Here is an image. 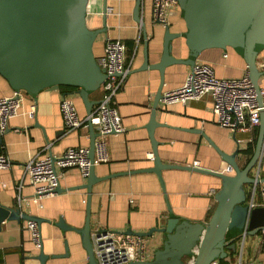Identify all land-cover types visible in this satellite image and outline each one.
<instances>
[{
  "label": "crops",
  "instance_id": "obj_1",
  "mask_svg": "<svg viewBox=\"0 0 264 264\" xmlns=\"http://www.w3.org/2000/svg\"><path fill=\"white\" fill-rule=\"evenodd\" d=\"M106 4V31L97 36L93 52L98 58L103 54L107 39H120L126 47L125 64L129 67V72L124 85L115 96V106L121 117L123 131L106 137L108 160L94 166L98 177L117 176L92 185L91 232L96 228L114 231L131 228L145 232L165 223L168 208L173 216L180 219L206 222L216 205L214 195L221 187L219 178L192 169L164 168L161 170L162 186L157 174L146 170L153 166V150L147 124L154 98L159 90L162 93L179 86L191 67L185 64L168 65L161 78L160 71L152 66L159 61L165 28L153 20V0H141L140 20L145 24L146 39L141 23H137L133 17L134 0H106ZM101 11L102 0H90L89 27L101 26ZM166 13L170 30L173 33H183L185 26L179 4L173 3ZM145 41L147 63L150 66L143 68ZM172 46L174 56H187L188 49L183 36L174 38ZM263 57L264 51L259 54L258 60ZM196 62L209 63L217 77L238 78L247 71L242 56L231 48L205 49L198 55ZM13 91L0 75V97L10 95ZM101 93L102 89L99 88L90 94V99L99 101ZM64 96L74 101L81 119L87 116L74 88L43 90L38 93L36 100L25 93L21 112L9 119L7 129L0 132V154L7 156L10 162L8 168L0 169V202L19 209L21 213L48 219L39 226L40 248L33 244L26 220L5 221L0 230V264H40L36 259L40 249L47 255L63 254L66 243L68 256L50 257L45 264H87L80 235L55 225L62 218L67 225L83 227L87 191L85 188L69 189L83 184L86 179L75 167L63 169L59 178V186L63 190L33 201V187L25 171V163L36 155H59L67 147H89L88 122L85 126L69 130L62 120L59 102ZM33 103L36 105L35 114L29 117L24 112ZM155 120L157 124L153 135L157 141V153L163 163L224 173L229 170L215 147L225 153L239 149L242 156L241 150L252 141L254 135V130L233 134L218 125L209 95L166 106L159 99ZM92 127L96 132L93 124ZM244 160L242 156L240 163L243 164ZM262 169L264 171V162ZM248 189L247 185V199L250 196ZM161 237L159 234L151 238L145 237L146 253L159 245ZM240 240L237 251H228L224 261L229 264H238L239 261L241 264H264V250L259 234L245 236Z\"/></svg>",
  "mask_w": 264,
  "mask_h": 264
},
{
  "label": "water",
  "instance_id": "obj_2",
  "mask_svg": "<svg viewBox=\"0 0 264 264\" xmlns=\"http://www.w3.org/2000/svg\"><path fill=\"white\" fill-rule=\"evenodd\" d=\"M177 3L185 30L183 33H173L169 25L165 26L162 52L159 61L152 65L160 71L161 78L168 65L185 64L192 67L205 49L231 48L244 59L248 77L260 101L259 80L264 71L258 68L257 59L264 50V0H177ZM140 7L141 0H134L133 17L137 23H141L146 39L145 24L140 20ZM106 13V0H102L101 26L91 28L88 24L90 0H0V75L13 90L24 91L35 100L43 90L74 88L89 115L93 106L98 103L90 99V94L98 90L106 78L93 52L97 36L106 31ZM181 36L188 49L185 58L176 57L172 53L173 39ZM144 46L143 68L150 66L147 63V41ZM161 96L159 90L147 124L152 143L153 166L146 170L156 173L162 186V169L181 168L215 176L220 179L221 187L214 195L216 205L206 222L180 219L173 216L168 208V218L163 225L151 227L145 232L131 228L125 230L126 234L146 238L156 234L162 236L159 245L150 249L147 260L133 261L130 264H208L214 259H224L228 256V251H237L243 234L256 235L264 225V207L249 208L245 190L247 185L257 182L250 172L259 163L263 153L264 111L260 112L253 152L245 163H240L242 156L239 149L225 153L215 147L229 170L224 173L161 161L153 135L157 124L155 111ZM88 125L91 162L88 176L83 184L69 189L85 188L87 191L85 223L83 227L75 228L59 218L55 225L62 230L78 233L87 264H97L91 242V189L94 183L117 175H95L92 162L97 133L90 120ZM260 181H264V177ZM62 190L58 186L55 192ZM8 220H31L38 227L42 222L48 221L39 216L21 213L19 209L0 202V230ZM68 254L66 243L63 254L47 255L40 249L36 259L40 264H45L50 257H65Z\"/></svg>",
  "mask_w": 264,
  "mask_h": 264
},
{
  "label": "built area",
  "instance_id": "obj_3",
  "mask_svg": "<svg viewBox=\"0 0 264 264\" xmlns=\"http://www.w3.org/2000/svg\"><path fill=\"white\" fill-rule=\"evenodd\" d=\"M173 3H177V0H153V20L164 26L168 25L166 11ZM125 57L126 47L123 41L120 39L106 40L103 54L97 58L100 68L106 75L100 86L101 97L85 118L81 119L78 116L71 98L64 96L59 102L61 117L67 129L73 130L85 126L89 120L96 127L97 136L94 139L92 162L94 166L108 160L106 137L111 133L117 134L123 131L121 117L115 106V96L124 85L129 72ZM257 66L264 71V57L257 59ZM259 83L260 101L247 71L238 78L217 77L209 63L195 62L179 86L161 93L160 101L163 106H166L186 103L209 95L212 99V112L218 125L233 134L249 132L258 127L260 112L264 111V74L260 77ZM24 94V91L14 90L10 95L0 97V132L7 129L9 119L21 112ZM35 110L36 105L33 103L24 113L33 117ZM262 162L263 153L259 163L250 172L257 182L248 185L250 196L247 204L249 208L264 207V181H260L264 177ZM9 165L7 156L0 154V169L8 168ZM90 165L88 147H67L59 155L43 154L31 157L25 163V171L33 187L32 200L37 201L39 198L56 193L61 170L75 167L86 179ZM130 202H133V199H130ZM27 228L33 244L36 248H40L41 234L38 225L28 220ZM258 234L264 250V225ZM244 237L243 234L242 239ZM91 242L97 264H130L133 261H145L149 257L145 250L146 238L126 234L124 231L96 228L91 232ZM208 264H219V260H211ZM238 264H241V261Z\"/></svg>",
  "mask_w": 264,
  "mask_h": 264
},
{
  "label": "trees",
  "instance_id": "obj_4",
  "mask_svg": "<svg viewBox=\"0 0 264 264\" xmlns=\"http://www.w3.org/2000/svg\"><path fill=\"white\" fill-rule=\"evenodd\" d=\"M256 135H257V128L254 129V135H253L252 141L249 142L247 144V146L241 150V155L244 156V158H245L244 163L248 160V158L251 156V154L253 152L254 144L256 141ZM263 174H264V171H263ZM219 264H229V263L224 261V259H219Z\"/></svg>",
  "mask_w": 264,
  "mask_h": 264
},
{
  "label": "rangeland",
  "instance_id": "obj_5",
  "mask_svg": "<svg viewBox=\"0 0 264 264\" xmlns=\"http://www.w3.org/2000/svg\"><path fill=\"white\" fill-rule=\"evenodd\" d=\"M263 162H264V159H263Z\"/></svg>",
  "mask_w": 264,
  "mask_h": 264
}]
</instances>
